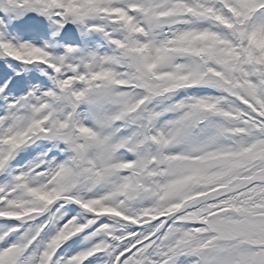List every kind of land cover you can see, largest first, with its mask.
<instances>
[{
	"label": "snow or ice",
	"instance_id": "obj_1",
	"mask_svg": "<svg viewBox=\"0 0 264 264\" xmlns=\"http://www.w3.org/2000/svg\"><path fill=\"white\" fill-rule=\"evenodd\" d=\"M0 264H264V0H0Z\"/></svg>",
	"mask_w": 264,
	"mask_h": 264
}]
</instances>
